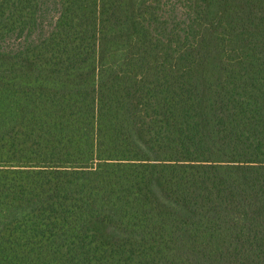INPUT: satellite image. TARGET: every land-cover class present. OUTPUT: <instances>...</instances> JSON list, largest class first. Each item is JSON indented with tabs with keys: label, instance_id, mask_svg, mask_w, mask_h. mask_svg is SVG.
<instances>
[{
	"label": "trees",
	"instance_id": "16d2710c",
	"mask_svg": "<svg viewBox=\"0 0 264 264\" xmlns=\"http://www.w3.org/2000/svg\"><path fill=\"white\" fill-rule=\"evenodd\" d=\"M0 264H264V0H0Z\"/></svg>",
	"mask_w": 264,
	"mask_h": 264
},
{
	"label": "rangeland",
	"instance_id": "374dc122",
	"mask_svg": "<svg viewBox=\"0 0 264 264\" xmlns=\"http://www.w3.org/2000/svg\"><path fill=\"white\" fill-rule=\"evenodd\" d=\"M166 15H168V13H165Z\"/></svg>",
	"mask_w": 264,
	"mask_h": 264
}]
</instances>
